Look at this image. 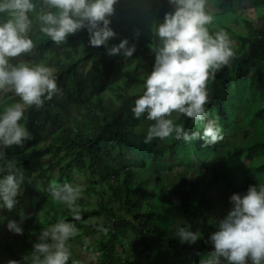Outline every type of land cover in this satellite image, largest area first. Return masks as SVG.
<instances>
[{"label": "trees", "instance_id": "trees-1", "mask_svg": "<svg viewBox=\"0 0 264 264\" xmlns=\"http://www.w3.org/2000/svg\"><path fill=\"white\" fill-rule=\"evenodd\" d=\"M139 1L118 0L115 14L109 17L116 36L107 46H91L87 28L56 45L33 23L29 37L34 48L17 59L30 67L51 68L59 92L52 100L45 99L42 107L25 109L20 123L31 138L23 146L4 149L5 158L0 159V167L12 160L24 173L18 203L9 211L18 223L23 217V235L8 231L7 241L8 226L0 229V249L10 260L31 264L24 257H30L41 230L64 221L78 229L68 241L67 264H202L214 250L208 237L232 207H227L230 197L215 187L220 179L226 182L219 158L248 164L240 169L235 186L227 181L229 196H243L250 186L264 184V139L245 151L218 150L231 140V132L245 138L264 134V0H208L216 10L208 11L213 16L209 32H226L234 55L207 82L211 93L205 105L207 119L215 120L223 130V140L205 147L202 139L187 143L172 137L167 144L158 138L144 143L154 122L147 119V113L136 119L131 109L154 68L159 39L153 27L175 9L168 0ZM235 5L258 11L257 21L242 19ZM143 7L148 10L143 12ZM146 17L153 22L151 31L146 29ZM125 39L136 48L132 57L108 55L109 48ZM32 53L43 56L44 62L33 59ZM14 103L10 98L0 100V114ZM172 117L190 135L203 134L204 128L193 127L190 118L176 119L175 113ZM176 147L193 151H174ZM194 160L196 165L189 163L194 167L192 181L185 175L189 171L171 166ZM234 175L230 178L235 181ZM66 183L82 188L77 201L79 221L43 189ZM213 188L216 193L208 196ZM179 227L200 232L201 239L194 245L181 244L176 236ZM83 253L89 260H84ZM221 264L226 261L222 259Z\"/></svg>", "mask_w": 264, "mask_h": 264}, {"label": "clouds", "instance_id": "clouds-1", "mask_svg": "<svg viewBox=\"0 0 264 264\" xmlns=\"http://www.w3.org/2000/svg\"><path fill=\"white\" fill-rule=\"evenodd\" d=\"M175 9L166 13L162 23L154 25L153 33L159 39L155 47L154 68L144 82L143 94L131 109L136 119L147 113L153 121L144 139L145 144L154 139L170 137L190 143L204 141L203 147L223 140L222 129L215 120L207 119V82L215 71L229 63L234 52L228 34L223 30L210 34L208 25L213 16L207 11L208 0H168ZM118 0H0V93L12 92L20 101L6 107L0 114V159L4 149L23 146L31 138L20 123L26 108L43 106L45 99L52 100L59 92L53 70L43 64L30 67L24 62L10 61L30 53L34 48L29 37L33 23L40 32L56 45L64 43L69 35L87 28L90 45L107 46L116 33L110 28L109 17L115 14ZM34 14L30 17L29 14ZM135 46L129 47L127 39L108 49V55L123 54L132 57ZM190 118L193 124H204L203 134L191 135L182 124L171 118ZM46 158V157H43ZM0 206L11 211L18 203L24 182L23 170L15 161L7 160L0 167ZM51 200L62 203L71 211L75 220H81V186L64 184L50 186ZM178 203V202H177ZM231 209L218 221V230L207 243L213 246L202 264H264V184L250 186L243 196L230 197ZM38 215H42L40 212ZM23 217L20 223L9 221L8 230L23 235ZM74 224L60 221L41 230L38 242L33 244L31 264H67L71 252L68 241L77 235ZM176 236L181 244H196L201 239L198 231L179 227ZM7 264H20L9 260ZM73 264H77L73 261Z\"/></svg>", "mask_w": 264, "mask_h": 264}, {"label": "rangeland", "instance_id": "rangeland-1", "mask_svg": "<svg viewBox=\"0 0 264 264\" xmlns=\"http://www.w3.org/2000/svg\"><path fill=\"white\" fill-rule=\"evenodd\" d=\"M136 1H139V0H136ZM137 3L140 4V1L137 2ZM147 10H148V8H144V7L142 8L143 12H146ZM207 11L215 13L216 10L212 6L211 3H208L207 4ZM234 11H235L236 14H239L242 17V19H244V20H246V21H248L250 23L252 21H257V17L259 16L258 11L253 10V9H251V8L245 6V5H235ZM145 24H146V29L148 31H151V28L153 26L152 20L150 18L146 17ZM235 30H238V29L236 28ZM30 56L33 59H36L38 61L44 60L43 56L36 55L34 53H32ZM10 62L13 63V64H17L19 62H24V59L15 58V59H13ZM42 62H44V61H42ZM206 90H207V93H208V98L211 97V93L208 91V88ZM13 97H15V99H13ZM5 98H10V101H12V100L14 101L15 100V103L20 101V98L15 96L12 92H8L6 94L0 93V100L5 99ZM171 118L173 119L174 117H171ZM174 120L175 119H173V121ZM176 124H179V123L176 122ZM204 124L205 123H203V122L199 123V125L202 126L203 128H204ZM197 125L198 124H193L192 126L193 127H197ZM222 132H223V130H222ZM229 137L231 138V140H229V139L225 140L226 143L223 142L222 146L218 147V150L234 151V150L240 148V149H243L245 151L250 145H252L259 138L260 139H264V134L263 135L259 134V135H256V136L255 135H251L250 137L245 138L244 136H242L240 134H234L233 132H231L229 134ZM170 141H171V139L168 138V139L164 140V143L167 144ZM167 149H164L163 151H167ZM174 151H193V149H192V147H188L186 149H183L182 147H176ZM128 153L131 154L130 151H128ZM219 162H221V164L223 165V167L225 169L226 182L223 179H220L219 180V184H217L215 187H216V189L218 191H224V193L228 197H231V196H229L230 195V189L226 185L228 183L227 181H229V183H232L233 186H235V184L237 182V179H238V176H239V173H240V169H242L243 167L248 166V164L246 165L245 161H241V160L232 161L230 158H225V157L219 158ZM189 163H194V165H196V162L194 160L193 162L180 163V164H171V166L175 170H177L179 172L189 171L185 175H186V177L189 178L190 181H192L194 179V174L192 173L194 171V167H193V165H192V167L189 166ZM234 173H235V175H234ZM230 175H234L235 181L232 178H230ZM168 181H172L173 182V180H169V179H168ZM165 185L168 186L169 183L166 182ZM49 188H50L49 185L48 186H45V185L43 186V189L46 191V193H49ZM213 192L216 193V190L214 188L211 191L208 192V196H211ZM23 207L26 209V207H28V206H26V204H24ZM227 207H228V209H230L231 204L228 203ZM29 209L32 212L33 208L29 207ZM4 216H6V217H4ZM11 216L12 215L9 214V210L7 208H5V207L4 208H0V218H1V220H0V229H2V227H7L9 221H16L15 218L14 217L12 218ZM5 220H7V221H5ZM5 230H6V228H5ZM8 231L9 230L6 231V235L8 236V237L6 236L7 237V241L10 239L9 238V234H12V232H10V231H9V234H8ZM2 240L4 241L5 237L2 238ZM13 253H15V252H13ZM82 256H83L84 260H86V261L89 260V257L87 256L86 253H83ZM9 260L10 259H9L8 254L6 252H4L2 249H0V261L2 262V264H7V262Z\"/></svg>", "mask_w": 264, "mask_h": 264}]
</instances>
